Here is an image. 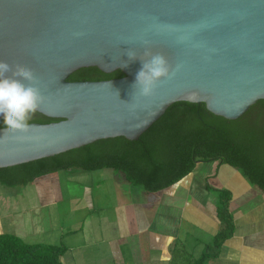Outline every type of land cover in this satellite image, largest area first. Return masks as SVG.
I'll use <instances>...</instances> for the list:
<instances>
[{
  "label": "water",
  "instance_id": "95a60500",
  "mask_svg": "<svg viewBox=\"0 0 264 264\" xmlns=\"http://www.w3.org/2000/svg\"><path fill=\"white\" fill-rule=\"evenodd\" d=\"M129 49L168 60L150 97L133 88L142 61ZM0 61L32 69L44 97L37 113L60 120L0 128V169L138 141L179 102L234 121L264 100V0H0ZM91 67L124 77L68 81Z\"/></svg>",
  "mask_w": 264,
  "mask_h": 264
},
{
  "label": "crops",
  "instance_id": "0c3cea01",
  "mask_svg": "<svg viewBox=\"0 0 264 264\" xmlns=\"http://www.w3.org/2000/svg\"><path fill=\"white\" fill-rule=\"evenodd\" d=\"M208 165L200 163L191 176L158 193L138 191L122 173L110 170L106 177L109 202L97 203L99 207L92 177L105 169L47 175L16 186L20 190H15L14 204L9 199L2 202L0 196V234L15 235L27 244L63 246L67 250L62 264H172L174 255L181 254L195 259L187 249L191 231L214 239L221 228L217 198L207 189V178H211L215 188L231 191L233 206H249V210L234 218L233 236L217 257L204 264H264V193L238 170L218 162ZM204 170L209 176L197 173ZM65 195L72 211H87L85 218H59L56 208ZM92 213L95 218L88 216Z\"/></svg>",
  "mask_w": 264,
  "mask_h": 264
},
{
  "label": "trees",
  "instance_id": "16d2710c",
  "mask_svg": "<svg viewBox=\"0 0 264 264\" xmlns=\"http://www.w3.org/2000/svg\"><path fill=\"white\" fill-rule=\"evenodd\" d=\"M122 77L119 70L106 74L91 67L74 72L68 81ZM57 121L60 120L36 112L29 124ZM0 128H5L3 122ZM210 162L238 170L264 193V100L234 121L210 113L203 103H175L138 141L123 137L101 140L54 157L0 169V183L8 187L27 186L39 178L69 169H109L122 173L133 186L158 193L191 176L200 163ZM207 189L217 198L221 228L199 259L174 255L172 264H204L219 255L222 245L235 232L234 215L230 211L231 191L215 188L208 181ZM66 250L63 246L27 244L15 235L0 234V264H62Z\"/></svg>",
  "mask_w": 264,
  "mask_h": 264
},
{
  "label": "clouds",
  "instance_id": "9594fccd",
  "mask_svg": "<svg viewBox=\"0 0 264 264\" xmlns=\"http://www.w3.org/2000/svg\"><path fill=\"white\" fill-rule=\"evenodd\" d=\"M127 56L129 60L139 58L142 61L133 83L134 90L138 89L143 97L152 96L157 82L170 75L167 58L149 51H145L144 58H141L131 49ZM36 80L32 69L18 67L14 70L7 62L0 61V122L8 131L22 133L30 129L31 116L44 102L43 95L35 86Z\"/></svg>",
  "mask_w": 264,
  "mask_h": 264
},
{
  "label": "rangeland",
  "instance_id": "374dc122",
  "mask_svg": "<svg viewBox=\"0 0 264 264\" xmlns=\"http://www.w3.org/2000/svg\"><path fill=\"white\" fill-rule=\"evenodd\" d=\"M204 164L212 165V164H214V162L204 163ZM110 172H112V171H110L109 169H105V171H103L101 173L102 175H105V176H102L100 174L98 176L97 173H94L93 177L91 176L94 179V181H92V182L95 183L94 184V186H95L94 196L96 199V203H95L96 205L98 203L99 205L102 206V205L107 204L109 202L108 192H107L108 189L106 187V184H107V178L110 177V175H109ZM197 173L199 175L209 176L208 170L198 171ZM98 177H104V178L99 179ZM60 179H61V182L63 184H65L66 181H65V177H64L63 173H61ZM185 179H183L182 181H184ZM207 179H209L207 181L210 183V185L215 187L216 183L214 182V180L211 178H207ZM182 181H180V182H182ZM16 188L17 189H15L14 187H8V186L0 183V196L2 198V202H6V200L9 199L14 204L15 198L13 197V195L15 193V190H20L19 187H16ZM133 188L138 190V191L142 190L141 187L133 186ZM99 198H100V201H97ZM67 199H68V196L65 195V197H64L65 201L60 203L58 205V207L56 208L58 210L57 213H58L59 218H85L87 211H85V210L77 211V212L72 211L69 203L67 202ZM232 201H233V199H232ZM232 201L230 203V211L233 213L234 218H237L241 213H245L246 211L248 212L249 206L248 207H244V206L243 207H240V206L235 207L232 205ZM251 204H254V203H251ZM99 205H97V206L99 207ZM253 206H256V204L252 205L251 207H253ZM54 209L55 208H52L51 210H53V212H54ZM88 216L95 218V215L93 213L88 214ZM191 232H192L191 233L192 237L188 238L187 249L189 251H191V253L194 255L195 259H199L202 255V253L205 251L206 246L210 245L213 242V237L209 234H205V233L199 232V231H191ZM198 239H200L202 241L199 244L196 243V241ZM183 264H187V263H183Z\"/></svg>",
  "mask_w": 264,
  "mask_h": 264
}]
</instances>
